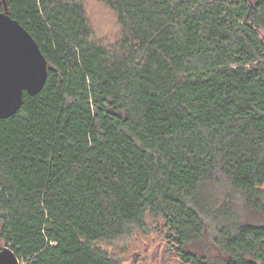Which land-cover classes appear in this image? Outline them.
<instances>
[{
  "label": "trees",
  "instance_id": "16d2710c",
  "mask_svg": "<svg viewBox=\"0 0 264 264\" xmlns=\"http://www.w3.org/2000/svg\"><path fill=\"white\" fill-rule=\"evenodd\" d=\"M96 2L113 40L82 0H0L48 67L0 119V249L125 264L118 243L154 233L181 264H264V0ZM222 184L262 221L213 210Z\"/></svg>",
  "mask_w": 264,
  "mask_h": 264
},
{
  "label": "water",
  "instance_id": "95a60500",
  "mask_svg": "<svg viewBox=\"0 0 264 264\" xmlns=\"http://www.w3.org/2000/svg\"><path fill=\"white\" fill-rule=\"evenodd\" d=\"M47 61L31 35L13 18L6 6L0 12V119L16 114L24 93L33 96L44 87ZM0 264H20L7 246L0 249Z\"/></svg>",
  "mask_w": 264,
  "mask_h": 264
},
{
  "label": "rangeland",
  "instance_id": "374dc122",
  "mask_svg": "<svg viewBox=\"0 0 264 264\" xmlns=\"http://www.w3.org/2000/svg\"><path fill=\"white\" fill-rule=\"evenodd\" d=\"M82 1L84 3L86 2L88 15L94 25L97 36L101 39L109 38L113 40L116 34V28L110 14L96 0ZM213 189L216 199V205L212 208L213 210H216L215 207H220L219 202L224 201L226 204L228 203L235 221L250 223H260L262 221L260 213L247 205L242 194L232 191L225 184H222V186H214L212 187ZM226 191H228L227 195H223ZM204 223V241L200 243V248L202 249L205 246V249L210 253L217 255V250L212 245V236L216 234L214 229L215 223L210 219V216ZM118 244L120 245L117 247V254L125 264H181L178 257L171 250H168L163 239L159 235H154V233L148 238H132ZM200 248L198 251H201Z\"/></svg>",
  "mask_w": 264,
  "mask_h": 264
}]
</instances>
